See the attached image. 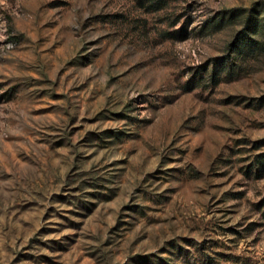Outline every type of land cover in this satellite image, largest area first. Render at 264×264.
<instances>
[{"label":"rangeland","instance_id":"374dc122","mask_svg":"<svg viewBox=\"0 0 264 264\" xmlns=\"http://www.w3.org/2000/svg\"><path fill=\"white\" fill-rule=\"evenodd\" d=\"M0 264H264V0H0Z\"/></svg>","mask_w":264,"mask_h":264}]
</instances>
